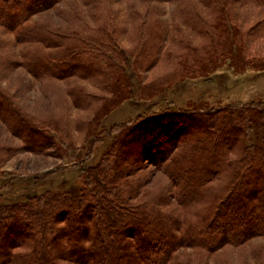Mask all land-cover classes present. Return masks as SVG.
<instances>
[{
	"label": "trees",
	"instance_id": "1",
	"mask_svg": "<svg viewBox=\"0 0 264 264\" xmlns=\"http://www.w3.org/2000/svg\"><path fill=\"white\" fill-rule=\"evenodd\" d=\"M251 1L264 15V0ZM69 2L75 4L65 6ZM236 2L165 0L183 11L177 27L195 40L173 36V27L163 29L147 13L131 49L121 47L107 0H0V28L19 50L14 66L36 81L81 80L98 88L92 94L75 86L70 94L74 106L94 107L101 121L125 101L152 99L188 74L215 72L226 60L257 66L248 58V39L264 38V19L244 31ZM60 5L65 9L57 10ZM56 10V23L36 19ZM162 60L171 71L143 84ZM155 109L147 106L107 135L112 143L101 163L85 174L87 193L72 198L49 191L0 205V264H185L182 251L211 256L264 237V103ZM0 120L26 135L30 150L52 141L1 82ZM135 142L141 143L137 151ZM144 163L167 178L169 197L144 192L150 182ZM25 245V252L14 253Z\"/></svg>",
	"mask_w": 264,
	"mask_h": 264
},
{
	"label": "rangeland",
	"instance_id": "2",
	"mask_svg": "<svg viewBox=\"0 0 264 264\" xmlns=\"http://www.w3.org/2000/svg\"><path fill=\"white\" fill-rule=\"evenodd\" d=\"M107 1V9L114 15L123 49L136 46L139 35L137 29L147 13L152 19H159L163 29L173 27V36L194 39L190 31L177 27L183 20V11L165 4V0H151L150 3L144 0ZM71 4L75 2L64 5L70 7ZM64 5L58 6L57 10H64ZM102 9L105 11V6ZM57 10L46 12L36 19L56 23L59 18ZM234 10L244 31H249L264 19L260 9L251 0H238ZM248 41L252 42L248 58L257 66H238L239 63L236 65L237 62L226 60L215 72L202 76L188 74L156 97L147 100L136 97L125 101L103 120L95 121L94 107L77 108L72 102L70 91L77 86L89 93L99 94L98 88L81 80L36 81L26 71L14 66L19 60V50L14 46L13 35L0 28L1 86L16 100L23 114L31 120V125L52 139L47 146L43 144L38 147L34 143L31 145L34 149L30 150L26 143L28 137L13 132L9 124L0 120V205L30 202L33 197L49 191L68 193L72 198L79 197L83 190L87 193L91 186L87 184L85 174L101 163L112 143L107 135L116 131L114 127L133 121L147 106L153 105L155 113H158L167 107L199 111L264 103V38L256 40L250 37ZM171 69L172 64L162 60L160 66L144 74L143 84L153 82ZM137 133L128 140L133 142ZM96 137H100V142L92 145ZM140 145L135 142L132 148L137 151ZM143 167L142 173L150 181L144 192L152 191L162 199L169 197L171 185L167 178L149 163H144ZM27 249L26 245L21 246L14 249V253H23ZM180 261L185 264H264V237L238 248L226 247L211 256L199 257L194 251H182Z\"/></svg>",
	"mask_w": 264,
	"mask_h": 264
}]
</instances>
